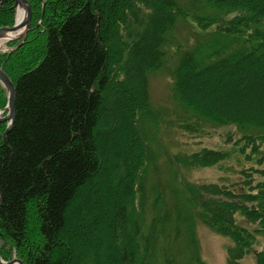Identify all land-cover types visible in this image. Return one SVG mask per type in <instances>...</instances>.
Segmentation results:
<instances>
[{"label":"trees","instance_id":"1","mask_svg":"<svg viewBox=\"0 0 264 264\" xmlns=\"http://www.w3.org/2000/svg\"><path fill=\"white\" fill-rule=\"evenodd\" d=\"M28 2L25 37L0 52L16 91L0 136V258L206 264L199 221L230 239L229 264L248 255L264 264V0ZM14 3L0 0V27L14 24ZM157 72L172 81L164 112L177 128L199 137L229 128L249 167L205 147L165 153L164 172L144 132L159 123L148 94ZM6 103L0 84V110ZM213 166L230 175L180 174Z\"/></svg>","mask_w":264,"mask_h":264},{"label":"rangeland","instance_id":"2","mask_svg":"<svg viewBox=\"0 0 264 264\" xmlns=\"http://www.w3.org/2000/svg\"><path fill=\"white\" fill-rule=\"evenodd\" d=\"M9 49L10 48L7 46V43H5L0 48V52L8 51ZM171 82V79L162 72L151 73L148 75L149 100L152 107L160 114L158 117L159 123L157 124V129L154 130L151 128L149 123H145V125H147V129H144V132L146 133V147L151 152L149 154L150 157L155 156L159 164L163 163L165 165L164 172L167 175L170 173V170L167 168L168 164L166 162L167 158H165V153L174 157L178 154L196 152L205 147L215 150L234 151L235 153H233L232 159L236 163L230 162V164H234L239 170L249 167L250 163L244 160V153L240 151L237 152V148L241 147L242 141L235 145V141L228 142L226 139V135L230 131L229 128L218 130L217 133L210 132V134L203 137L180 131L177 128V124L170 120L168 114L164 112V109L165 111L173 109L170 98ZM1 87H3L6 91V98L8 102L7 90L2 84ZM170 116L172 117L171 113ZM135 124L132 123L133 126L131 125L134 129ZM137 125L138 124H136V126ZM122 135V131L117 134L118 137H122ZM131 168L132 166L130 164V169ZM180 174L182 176L184 174V176L191 182L211 183L220 182L219 178L227 176L229 173L219 170V166H213L208 168H196L194 170L180 169ZM122 185H119L117 188L120 189ZM124 185L128 187L129 183L124 182ZM115 192L117 191L113 190V193ZM102 215H104V210L102 211ZM103 218L104 216H102V219ZM97 220L101 223L104 219L101 220L97 217ZM196 232L201 257L206 264H229L226 252L227 247L231 245L229 238L215 233L212 229L199 221L197 222ZM14 258L17 257H13L12 259ZM241 264H254V256H246L242 259Z\"/></svg>","mask_w":264,"mask_h":264},{"label":"water","instance_id":"3","mask_svg":"<svg viewBox=\"0 0 264 264\" xmlns=\"http://www.w3.org/2000/svg\"><path fill=\"white\" fill-rule=\"evenodd\" d=\"M14 6L16 9L15 23L13 26L0 27V40L10 35L11 37H9L7 42L25 37L26 32L29 28L32 11L28 0H15ZM19 9H23L25 12V16L21 21H18L17 18ZM0 83L5 87L8 94V102L4 109V111H6V114L0 116V123L7 122V128L5 132L0 134L1 137H5L10 131L15 118L16 91L11 79L8 77V75H6V73L1 68H0ZM2 113L3 111L0 112V115ZM0 201H1V192H0ZM0 264H23V262L17 258L12 259L11 261H3L0 258Z\"/></svg>","mask_w":264,"mask_h":264},{"label":"bare ground","instance_id":"4","mask_svg":"<svg viewBox=\"0 0 264 264\" xmlns=\"http://www.w3.org/2000/svg\"><path fill=\"white\" fill-rule=\"evenodd\" d=\"M24 16H25L24 10L23 9H19L18 10V15H17L18 21H21L24 18ZM9 37H11V35L0 40V48L7 42Z\"/></svg>","mask_w":264,"mask_h":264}]
</instances>
